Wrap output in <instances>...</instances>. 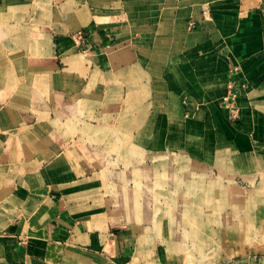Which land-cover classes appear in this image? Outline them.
Listing matches in <instances>:
<instances>
[{"label":"crops","instance_id":"1","mask_svg":"<svg viewBox=\"0 0 264 264\" xmlns=\"http://www.w3.org/2000/svg\"><path fill=\"white\" fill-rule=\"evenodd\" d=\"M263 129L264 0H0V264H185L217 205L264 264Z\"/></svg>","mask_w":264,"mask_h":264},{"label":"rangeland","instance_id":"2","mask_svg":"<svg viewBox=\"0 0 264 264\" xmlns=\"http://www.w3.org/2000/svg\"><path fill=\"white\" fill-rule=\"evenodd\" d=\"M223 100L226 101L225 99ZM228 103L231 104V101H228ZM222 107L224 108L223 105ZM232 109H236L235 106H232ZM227 113L228 114H226L225 118L229 120L232 124H234L236 122V119L238 118V111L228 110ZM219 131H222V129ZM217 135L218 133L215 134V136ZM217 139H218V136H217ZM250 139L255 140V136L253 137L251 136ZM235 144H237L236 147L238 148L239 147L238 143L236 142ZM261 147H264V145H261ZM253 148H255V146ZM239 179L240 177H234V180L236 181ZM240 182L241 181H239V183ZM216 185L219 188L220 184L218 182H216ZM218 188L216 189V191L218 190ZM151 211H157V217H160L162 219H168L167 216H165L164 214L161 216V212H160L161 209H155V210L151 209ZM190 211L191 210H187V209H182V210L170 209L168 211L169 220H171L172 222L175 221L176 225L174 224V227L176 226V228H178V232H179L178 237L180 238V242L178 241L179 244H177V242L175 243L181 249L180 250L181 257L179 259H182L183 263L185 264H229L230 261L237 260L235 262L237 264H261L260 256L263 254L261 255L260 253L256 254L255 253L256 250L254 249V247H249V246H253V244L255 243V240H254L255 230L258 224H255V223L246 224L242 221V217L244 216V213L246 212L245 208L244 209H240V208L234 209L233 208L231 210L227 208V210H225V209L219 208V206L217 205L216 208H212L209 210L205 209L204 207H200L198 212L194 211L193 214H191ZM226 211L227 213H229V211L231 212L232 219L226 217L227 222L224 223V215L226 216ZM193 215L195 217L203 218L202 219L203 222L201 221V224H196V225L189 224V223H186V224L178 223V220H179L178 217H192ZM249 215H251V212L249 213ZM240 219L242 223L240 222ZM229 220H232V224H229ZM227 227H231V229L234 230L233 233L237 232L236 236L239 235V231L241 232L245 228H248V230H251L250 234H253V235L249 237V241L247 242L248 246H245V244L240 245V246L237 245L238 250L240 247H243L247 249L246 250L247 252L245 254H241L240 256H234V257L232 256L231 257L230 256H220V257L215 256L214 257V256H208L204 254V252H207L206 249L210 245H213L214 248H217L218 250L221 248L220 246H223L225 244L226 241H224L223 239L226 237V234H224L223 229ZM169 237H170V234H169ZM174 239H177V236H174ZM207 241L211 243L206 247ZM238 242L239 241H237V243ZM233 249L236 250L235 247ZM259 252H262V251H259ZM132 259L133 261L131 262V264H157V261L160 259V257L152 256L149 258H143L141 256H136Z\"/></svg>","mask_w":264,"mask_h":264},{"label":"built area","instance_id":"3","mask_svg":"<svg viewBox=\"0 0 264 264\" xmlns=\"http://www.w3.org/2000/svg\"><path fill=\"white\" fill-rule=\"evenodd\" d=\"M75 36H76L77 38H80V37H81V32H77V33L75 34ZM224 108H226L227 110L236 111V109H232V104L228 103V100H226V101L224 102Z\"/></svg>","mask_w":264,"mask_h":264}]
</instances>
